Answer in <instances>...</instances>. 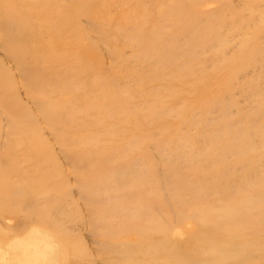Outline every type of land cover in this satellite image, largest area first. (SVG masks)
I'll return each instance as SVG.
<instances>
[{"label":"rangeland","instance_id":"rangeland-1","mask_svg":"<svg viewBox=\"0 0 264 264\" xmlns=\"http://www.w3.org/2000/svg\"><path fill=\"white\" fill-rule=\"evenodd\" d=\"M49 79L58 104L36 92ZM0 94L14 110L0 188L19 179L0 246L54 243L48 264H220L231 238L241 264H264V0H0ZM74 97L87 139L63 153L71 131L42 119Z\"/></svg>","mask_w":264,"mask_h":264},{"label":"bare ground","instance_id":"bare-ground-1","mask_svg":"<svg viewBox=\"0 0 264 264\" xmlns=\"http://www.w3.org/2000/svg\"><path fill=\"white\" fill-rule=\"evenodd\" d=\"M36 49H35V51H34V55H35V59H34V64L32 65V67H37L38 66V64H41V61H43V59L45 60V58H44V55L46 54V52H45V50H41V48H38V46H36L35 47ZM10 49V48H9ZM25 61V60H24ZM24 61H22L23 62V64L24 65H27V64H30V63H28V62H24ZM16 63V62H15ZM46 71V70H45ZM47 72H51V71H47ZM35 74V73H34ZM48 74V73H47ZM35 80V79H34ZM41 81V80H40ZM36 82V81H35ZM47 83H50V84H53V89L51 90V94H46L45 92H44V90H43V86H42V88H41V90H37L36 92L38 93V95H44L45 97H46V99H47V101H49V102H51V103H53V100L52 99H56V98H58V93H56V92H58V90H59V87L58 86H60L59 85V83L58 82H56V81H54V80H51V79H49V80H47L46 81ZM65 84H67V81H65L64 82V84L63 85H65ZM35 85V84H34ZM39 85V84H38ZM56 85V86H55ZM66 86V85H65ZM65 91H72L71 89L69 90L68 88L67 89H65ZM92 93V92H91ZM34 94H35V92H33V93H28V95H29V97L30 98H32V99H35L36 97L34 96ZM72 94H73V92H72ZM60 95V94H59ZM87 95V94H86ZM0 96H1V94H0ZM62 99V98H61ZM63 100V108H61L59 111H54L51 115L50 114H48L47 112H46V115H44V118L42 119L46 124H48V125H51V121L49 120L50 118H52V119H55V121H57V122H60V121H62L61 123H59L58 125L61 127V132H68L69 130L71 131V133H70V135L68 134L67 135V139H64V140H60V137L59 136H57V139H58V142L59 143H62V146H61V148H62V151H63V149H64V145L66 144V143H68V142H75L76 144H78V146H79V142H81V141H84L85 139H87L85 136L83 137V138H81L80 140H79V135H76V133L79 131V127H76L77 126V123H76V121H75V119H74V117L76 118V120H77V118H78V120H79V97H74V99L72 98V99H66V100H69L70 101V103L69 102H67L66 100H64V99H62ZM47 101H46V103H47ZM53 104H58V103H53ZM43 105H45L44 103H43ZM115 105V103H113V106ZM0 109H1V111L2 112H4L9 118H8V121H10L11 122V124L13 123L12 122V115H13V113H14V110L11 108V107H8V106H4V105H0ZM48 111V110H47ZM64 112V114H66V117L64 116V115H61V112ZM41 112V111H40ZM48 112H50V111H48ZM117 112V110H114V112H113V114L114 113H116ZM42 114H44V113H42ZM112 114V113H111ZM68 115V116H67ZM123 115V114H122ZM71 117H72V119H71ZM71 126H73L74 128L76 127L77 128V130L78 131H73V130H71ZM91 127H93V126H91ZM94 128V127H93ZM95 128H97V126H95ZM80 131H81V129H80ZM73 132V133H72ZM63 153H65V151H63ZM69 156H70V154H69ZM78 157V156H77ZM73 160V162H74V165H75V162H77V158H73L72 159ZM41 162V161H40ZM3 180H5V181H3L2 182V185L4 186V188H0V200H1V198H3V197H5V196H7V197H9V198H13L14 197V195H15V191H14V187H15V183L19 180L18 178H15V180L14 179H12V178H6L4 175H3ZM108 183V182H107ZM89 184H90V182H89ZM110 187V186H109ZM111 188V187H110ZM120 187H118V186H114V190H117V189H119ZM103 191V190H102ZM105 191V190H104ZM108 193V192H107ZM85 194V197L86 198H89V199H93V201L95 200V199H97L98 197H92V196H90V195H86V194H88L87 192L86 193H84ZM134 199L136 198V195H133L132 196ZM34 201V198H32V199H30V201ZM98 200H100V199H98ZM95 202V201H94ZM137 203V202H136ZM217 204H219V203H217ZM137 206H138V204H137ZM130 210V209H129ZM97 214V213H96ZM99 215V214H98ZM98 215H95V213H93V216L95 217V216H98ZM124 215H126V214H124ZM4 216V215H3ZM10 218H13V217H10ZM14 219V218H13ZM145 226V225H144ZM142 227V228H139V226L138 225H136V228H134V230L133 231H139V232H141V231H143V232H141V233H139V234H147V233H149L150 232V230L151 229H149V228H147V227ZM189 226V225H188ZM189 228V227H188ZM180 230V229H179ZM164 232L165 231H163V230H160V232L158 231V233H162V234H159V236L161 235L163 238H165L166 237V232H165V234H164ZM136 233H138V232H136ZM181 233V232H180ZM99 234H101V233H99ZM184 234V233H183ZM183 234H180L181 236L183 235ZM35 235V234H34ZM102 235L105 237V239L109 242V243H112V244H114L115 242H117V241H122L123 240V237L122 238H119V236H118V238L116 237L117 236V234H113V233H110L109 231H107V232H104V233H102ZM180 236V237H181ZM235 236V235H234ZM245 236V235H244ZM116 237V238H115ZM173 237V236H172ZM196 237V236H195ZM198 237V236H197ZM175 238V237H174ZM28 239V238H27ZM236 239V238H235ZM31 241V240H30ZM205 241V240H204ZM220 241L221 240H216L215 239V241H214V247H213V249L215 250L216 248H217V243H218V245H219V243H220ZM231 241H232V239L231 238H228V241H227V244L230 246V248L232 247V250H227L226 248L228 247H226V248H224V249H222L221 250V252H220V254H219V261L220 260H224V261H222L220 264H241V258H239L238 259V257L236 256V251H234V249H236V247H237V245H236V247L234 246V244L232 245V243H231ZM161 246V245H160ZM208 246V245H207ZM157 247V246H156ZM209 247V246H208ZM210 248V247H209ZM245 248V247H244ZM200 249H202V248H200ZM196 250H198V249H196ZM203 250H204V248H203ZM243 250V249H242ZM191 251V250H190ZM202 251V250H201ZM200 254V253H199ZM208 254V253H207ZM226 259V260H225ZM206 260V259H205ZM246 260V259H245ZM244 260V261H245ZM218 263V262H217ZM201 264H205V261H202V263ZM206 264H207V262H206ZM209 264H216V263H214V262H211V263H209Z\"/></svg>","mask_w":264,"mask_h":264},{"label":"clouds","instance_id":"clouds-1","mask_svg":"<svg viewBox=\"0 0 264 264\" xmlns=\"http://www.w3.org/2000/svg\"><path fill=\"white\" fill-rule=\"evenodd\" d=\"M23 240L22 237H15L8 244L0 246V264H48V260L56 250L54 243L46 245L40 252H29L24 246H17Z\"/></svg>","mask_w":264,"mask_h":264}]
</instances>
